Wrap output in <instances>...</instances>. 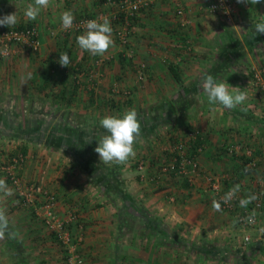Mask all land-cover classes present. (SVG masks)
<instances>
[{
  "label": "crops",
  "instance_id": "0c3cea01",
  "mask_svg": "<svg viewBox=\"0 0 264 264\" xmlns=\"http://www.w3.org/2000/svg\"><path fill=\"white\" fill-rule=\"evenodd\" d=\"M98 1L100 0H50L49 6L42 8L35 20H28L24 12L34 0H0V16L16 12L18 23L15 26L35 25L40 41L37 50L18 48L10 57L0 56V94L7 95L8 91H16L21 96V92L24 94L25 89L30 87L31 96L40 99L51 89V106L54 109H70V113L57 110L51 114L52 125L48 132L51 138L31 137L22 144L24 160L21 158V161L14 164L15 173L24 180L33 181L40 188L53 192L57 197L56 211L62 219L69 218L70 214L75 216L70 227L73 232L82 236L78 250L84 257V264H264V122L260 121H264L260 117L263 107L254 112L246 110L254 108L255 103L261 104L254 96L255 92L252 93V82L246 77L253 68L256 70L264 67V35H256L255 27L251 25L264 21V0L255 6L235 1L234 8L238 18L236 23L229 25L233 29L246 26L243 35H231L230 31L227 34L213 35L223 21L215 20L214 16L203 15L204 0H183L186 5L185 15L190 17L186 20L189 25L182 24L179 17H170L174 0H154L146 13L135 19L134 23V30L143 35V45L133 44H136L138 50L142 48V51H146L142 54L149 65L146 86L150 91L153 89L163 94H160L163 97L157 106L164 110V114L157 111L154 116L158 115L161 120L169 119L171 106L179 108V104L183 102L181 98L199 105L203 99L200 95L203 91L201 84L208 74L213 75L217 82L227 83L229 88L238 84L242 87L240 90L247 92L245 106L236 107L233 110L235 113L229 112L232 116L224 121L229 127L226 131L220 127V119L217 117L216 109L219 104H210L213 108L207 113V119L197 118L196 113L190 112V107L187 110L182 107L186 118L180 116L179 111V121L205 128L204 119L213 127L206 133L210 145L198 156L200 168L202 167V172L214 171L226 176V188L238 186L236 195L239 196V201L255 197L258 204L253 207L256 223L249 228H242L238 224L233 211L232 216L214 213V209L210 207L214 196L200 185L193 188L180 187L182 185L179 184L177 175L153 182L148 176L140 175L137 178L133 175L130 163L109 165L100 162L94 149L97 141L106 133L101 126L96 128L94 136H90L85 128L67 133L70 130L68 127L61 128L57 125L99 123L102 119L99 114L75 111L71 114V108L86 107L89 102H93L85 97L72 100L74 95H69L77 90L73 88L72 79L77 76H81L77 82L90 79L87 75L91 76L92 72L87 73L85 64L87 54L82 59L85 63L80 66H61L59 57L68 49V42L62 43L63 47L60 49H54L56 46L51 47V44L54 45L55 42H52L49 35L50 28H56L64 11L73 10L74 7L81 9L82 6L90 9ZM181 25L184 27H180ZM169 29H174L171 36L166 33ZM149 43H155V47H147ZM174 44L177 53L174 61L178 64V67H174L180 81L173 77L169 66L167 70L161 64L162 56L171 57L172 54L167 51ZM235 68H241V71H236ZM97 72L99 70L96 68V77L99 74ZM8 77L13 81L16 79L17 84L9 83ZM244 84L247 88L243 87ZM81 86L84 88V85ZM86 87L90 89L89 84ZM173 90L181 92L175 97L168 93ZM167 96L169 98L164 100ZM155 101L157 102L153 100ZM253 113L258 118L252 116ZM7 121V117L0 112V123ZM237 127L240 129L239 133H235ZM216 128L220 131L217 132ZM214 131L216 134L212 136ZM90 139L91 142H88ZM2 142L0 139V162L11 161L9 154L13 153L12 149L16 146ZM225 143L241 148L246 145L252 150L253 158L257 160L253 172L243 171V158H240V154L221 151L220 146H225ZM152 170V167L149 168V171ZM222 171L226 173L221 174ZM0 178L6 179V184L12 190L10 196L0 194V208L5 210L9 221L8 230L0 237V264H66L65 251L55 236L14 192L5 175L2 174ZM172 189L180 197L174 204V210L169 207L173 203H170L165 194ZM188 195L191 197L188 198ZM192 198V209L196 206L192 211L181 212L176 208L181 207L180 205L187 207L186 202ZM180 202L182 204H178ZM238 205L241 207L240 203ZM248 205L249 203L246 207ZM219 223H222V227L217 226ZM245 233L250 236L247 242L242 237ZM178 235L189 237L183 242H190L191 248L199 252L196 257L184 259L175 252L182 247V240Z\"/></svg>",
  "mask_w": 264,
  "mask_h": 264
},
{
  "label": "rangeland",
  "instance_id": "374dc122",
  "mask_svg": "<svg viewBox=\"0 0 264 264\" xmlns=\"http://www.w3.org/2000/svg\"><path fill=\"white\" fill-rule=\"evenodd\" d=\"M208 1L209 0H204L203 15L204 16H207V15L214 16L216 17L215 20L223 21L222 24L220 23V25L222 26L221 27L219 26L218 28H216L213 35L227 34L228 31L231 32L230 33L231 35H234V34L243 35L244 34V30L247 28L246 26H243V27L237 26L235 27V29H233L232 25H229V23L225 20L224 16L221 13L214 12L208 9ZM72 2H74V0H72ZM176 3H181L183 6V9L186 8V5L183 0H174L172 3L174 7L171 6L172 12L170 14L171 15L170 17L171 18L179 17L183 21L188 20L190 17L188 16V14L185 15V12L183 16H178L175 10ZM74 8L73 10H69V11L73 13L75 21L85 20V19L102 20L105 17L108 18L110 20L111 27L113 29L112 37L114 40V46L111 47L112 49L108 50L102 56L92 55L88 51L85 52V50L81 49L79 45L77 44V40H76L77 36L84 34L86 32V29H80L77 31L72 29L70 31H66L62 27L61 21H59V23H56V26H55L56 28L54 27L50 28L51 31L49 32V35L51 39H53L52 42H55L54 45L51 44V47L56 46L54 49L56 48L60 49V47H63L62 43L65 44L66 42H68V44H66L68 47L66 52L69 54V57L71 60L70 67L80 66V64L82 65V63H85L84 61H82V59L84 58L85 54H87L86 56L88 59H87V63H85L87 64L86 66V69L88 70L87 73L92 72L91 76L87 75L88 77H90V79L85 80L83 82L81 81L77 82V80H79L81 76L80 77L77 76L75 77L76 79H72L71 83L72 85H74L73 88H77V90H73L72 93H69V95L70 94H72V96L74 95V98H72V100L73 99L77 100V98L81 99L85 97V98H89L90 100L92 99L93 102H89L88 106L86 107H82V108L78 107L75 109L71 108L72 110L71 114H73L75 111V113L79 112V113H87L91 115L99 114L101 115V118H103L105 115L122 116L126 110L135 109L138 115V119L140 120L141 133L136 138V142L134 144L135 155L133 157H130L126 161V163H130L131 168L135 172V173L133 172V175L135 174L137 178L140 175L143 177L148 176V178H151L153 182L154 181L160 182L162 181V179L166 177L174 178L175 175L177 174H173L169 172H165V173L161 172L159 169L160 164L166 163L168 161V159L171 156L170 150L173 149L175 143L185 139L188 131L196 130L198 131V134L201 136V139L202 140L204 139L202 141L203 152L210 145V143L208 142V139H207L208 137L206 133L207 131H209L208 129H213V127H211V125L208 124L207 121H205L204 119L205 118L207 119L206 115L213 108V106H211L210 104H207L208 100H207L206 93L204 91L201 92L202 94L200 95H202L203 99L200 101L199 105L193 104L190 100H187V99L185 100V98L184 99L181 98V100H183V102L181 101V104H179L181 106L179 108H175V106L173 107L171 106L170 113H169V119H164L165 121L161 120L158 115L154 116V114H157L156 113L157 111L160 114H164V110L161 109V107L157 106V103L159 102V100L162 99L161 97L163 96L160 95L162 94L161 92L157 90H153V89L150 91L149 87L146 86L148 84L147 74L149 73V70H148L149 65L147 64L142 54V52H146V51H142V48L138 50V47L136 46V44H133V43H137V44L143 45V41H142L143 35L137 33L134 30V27H135L134 23L136 22L135 19L137 18L139 19L140 16L146 13V11L149 8L138 11L133 16V18L128 22V24H125L118 17L114 18V15L116 13V6L112 3L98 1V4L96 6L93 4L90 9L84 6H82L81 9H77V8L74 9ZM237 18L238 16L236 15V10H234L233 17H232L230 24L236 23ZM187 25H189V22H187ZM180 27H184V25H181ZM122 29H125L128 34V41L126 44L120 43V41H118L116 37L117 31H120ZM220 29L226 32L223 31L224 32L223 33L220 31ZM173 30L174 29H169V32L167 30L166 33L169 36H171L172 34H174V32H172ZM150 45H153V43L147 44V47H149ZM152 47L153 48L155 47V43ZM18 48L25 49L26 51L31 50L25 47L14 46L13 52L5 56H2V55L0 56L10 57ZM158 48L163 49L162 47H158ZM167 49L169 48L167 47ZM174 49H176L175 44L174 46L171 45L170 49L167 51V53L170 52L172 54L171 57L165 55V56H162L161 58V64L167 70H168L169 65L178 67V64L174 61V59L176 58V54H177ZM62 50L65 51L64 48ZM122 57L124 58V60H121ZM96 68L99 70V72H97V74L99 73L97 77L96 75L94 76L95 74L94 71ZM239 69L241 68L236 69V71L237 70L241 71ZM253 69L252 70L250 69L251 71L248 72L247 74L248 77L246 78L248 79L249 82H252L251 86L254 87V91H252V93L255 92L254 96L257 97V93H256L257 88L253 83V72L255 71V68ZM259 69L260 67L256 68V70H259ZM186 72L191 73V71L189 70H186ZM237 74H241V73L239 72ZM189 76L190 78L192 77L190 74ZM8 79H9L8 80L9 83H12L14 85L17 84L16 79L15 81H13L11 77H8ZM171 80L174 81L173 78H171ZM87 84H89L90 89H87L86 87ZM81 85H84V88ZM127 85H130V87L127 88L126 87ZM233 87H238L239 89L242 88L241 85H238V84H236ZM243 87H246V85L244 84ZM29 89L31 88L28 87V89H25L24 94L21 92V96L25 97V98L23 97V99L20 98L21 97L19 96L20 93H17L16 91H13V92L8 91L7 95L3 93L0 94V112L4 116H6L8 119L6 123H0L1 125L0 126V139H2V141L5 144L8 143L11 146H16V147H13L12 149L13 153L9 154V157L12 159L14 156H18L20 154L22 161L24 160V157L22 154L21 146L22 144L24 145L25 142L29 140V138L36 137L38 139H43L45 136H48V138H51V135L48 134L49 130H51V125H52L51 119H50L51 114L55 113L57 110H60V111L64 110L66 113H70L69 112L70 109H66L65 107L54 109L51 106V89L44 93L46 95L41 94L42 96L39 97L40 99H37L38 97H32L31 91ZM229 90L232 91L233 89L229 88ZM251 90L249 89V91ZM180 92L173 90L168 93L173 94L176 97L178 96ZM8 94H11V95H8ZM26 96H28L29 98L27 99ZM168 98L169 97L167 96L166 99L164 98V100H167ZM153 100H157V102L155 101L156 102L155 103L153 102ZM2 104H5V105H2ZM255 105L256 106L254 108H251V109L248 108L246 110H251L252 112H254L263 107L262 103L261 104L255 103ZM243 106H245V103H242L238 105L237 107H243ZM182 107L185 110H187L188 107H190V112L193 111L194 113H196L197 118L204 117L203 123L206 124L205 128L202 126H198V125L195 126L193 123H189V122H182V121L180 122L179 121L180 120L179 118H181L180 116H183V118H186L184 113H182L184 111ZM233 110H235V108L226 110V108L221 104H219V108L216 109V112H218L217 117L220 119L219 121V124H221L220 127L225 128V131L228 130L229 127H227L228 123H226L227 124L226 125L224 121L229 120L228 117L232 116V113H229V112L235 113V111ZM179 111H181L180 116H179ZM190 112L188 114H191ZM252 116H257L258 118V115H254V113L252 114ZM45 117L46 119H49V120L42 121V119L46 120ZM260 121L264 122L262 121V119ZM57 125H59L61 128L63 126L66 128L68 127L70 130H67V133L69 131H73V130L79 131V129L81 130L85 128L84 130L90 133V136L92 135L94 136V131L96 130L98 126H100V123H96V122L65 123V124L61 123ZM239 130H240L239 127H237V129L235 130V133H239L240 132ZM216 131L218 132L220 130L216 128ZM216 131L212 133V136L216 134ZM1 132H3V134H1ZM16 136H19L22 138L18 139V137ZM228 147H230V145L226 144L225 146L224 145L220 146V149L221 151L224 150L228 152L227 150ZM243 148H247L246 145L243 146ZM219 154H222V152ZM140 161H142L145 165L144 169L142 170L138 168V163ZM9 164H12L11 161L0 162V166H7ZM19 164H21V162ZM151 167L154 170L149 171V168ZM200 169H202V167ZM12 170L14 171L13 168ZM204 173H206V171L202 172L201 170L199 177L196 180H194L193 184L186 182L182 176L177 175L179 184L182 185L180 187L193 188V187H197L198 185H200L203 187L205 191H208L209 193H211L206 187V185L204 184V181L202 179V175ZM209 173L218 175L214 171L209 172ZM225 173L226 172L224 171L221 172V174H225ZM2 174L5 175V172H0V177L2 176ZM121 174H122V171H121ZM5 178H6V175H5ZM120 178L123 179V177L121 176ZM223 186H224V183H223ZM12 189L14 188L12 187ZM177 193H178L177 191H175L174 193L173 189L167 190L165 192V194H167L166 197L168 198L170 203H173V204H169V207L172 210H174V204L176 203L177 199L180 198L176 195ZM170 197L172 199H170ZM190 197L191 196L188 195V198ZM213 200H216L220 203V201L216 198V196L211 198V202H213ZM191 202H194L193 198L191 200H188V202H186L188 205L187 207H182V205H180L181 207H176V208L179 209V211L181 212L183 211L190 212L196 208V206H193V209H192ZM238 203H240L239 196H237V199L235 202V206H236L235 209L241 208L239 207ZM178 204H182V202ZM27 207L31 211L33 210V207L31 205H28ZM210 207L213 208V205H211ZM218 212L220 214L227 213L228 215L232 216L231 211H226L222 207L220 211H215L214 213H218ZM38 220L41 221L40 219ZM217 226L222 227V223L217 224ZM245 235H248V234L245 233L242 237L244 238ZM178 236L181 237L180 240H182V244H181L182 247L178 251H175V252L177 254H180L181 257L184 259H191L193 257H196L197 253L199 252L191 248L192 245L190 242L189 243L183 242V240L185 241V239L187 241L189 237H184L183 235H178ZM186 245H188L189 247H187ZM262 258H264V255L262 256Z\"/></svg>",
  "mask_w": 264,
  "mask_h": 264
},
{
  "label": "built area",
  "instance_id": "2783aa9c",
  "mask_svg": "<svg viewBox=\"0 0 264 264\" xmlns=\"http://www.w3.org/2000/svg\"><path fill=\"white\" fill-rule=\"evenodd\" d=\"M154 0H119L118 2L106 1L116 6L115 17L120 18L125 24H128L130 17L135 15L142 8L149 7ZM236 0H209L208 9L214 12L221 13L225 20L230 23L235 10L234 3ZM176 13L178 16H183L184 9L180 3H176ZM93 19H85L73 21L72 27L67 29L80 30L86 29V21ZM187 21L182 20V24H186ZM38 29L35 25H24L23 27H0V55L5 56L13 52L14 46L25 47L31 50H37L40 46L38 38ZM116 37L122 44H126L128 41V34L125 29L117 31ZM253 83L257 88V99L263 104V108L260 111V117L264 118V67L253 72ZM198 136V131L190 130L187 132L185 139L174 144L173 149L170 150V158L166 163L160 164V171L165 173H173L182 176L190 184L194 183L200 173L201 169L198 162V156L203 152V145L196 148V154L192 157L188 155L189 143L195 140ZM228 152H244L246 156H252V150L241 146H230ZM21 161V155L14 156L11 159V163L7 166H0V172H5L6 178L9 179L15 193L22 198V200L33 207V212L38 219H40L47 229L55 236L62 249L65 251L66 264H84V257L79 252L78 247L82 240L81 234L73 232L70 223L75 220V216L70 214L69 218L62 219L57 211V197L48 190L40 188L33 181L23 180L14 169V164ZM257 160L254 158L247 163L249 167L256 165ZM145 165L142 161L138 163L140 170L144 169ZM204 184L208 190L216 196L220 201L221 207L226 211H233L238 224L242 228L253 227L256 223L255 215L253 213V207L258 205L256 199L251 200L248 207H242L241 209H235V202L237 195L228 202H224V197L229 193L230 188L223 186L226 180L224 175H214L211 173H204L202 175ZM253 216V221L249 222L248 217ZM244 240H249V235L244 236Z\"/></svg>",
  "mask_w": 264,
  "mask_h": 264
},
{
  "label": "clouds",
  "instance_id": "9594fccd",
  "mask_svg": "<svg viewBox=\"0 0 264 264\" xmlns=\"http://www.w3.org/2000/svg\"><path fill=\"white\" fill-rule=\"evenodd\" d=\"M237 3L255 6L260 4L261 0H237ZM49 4L50 0H34V3L27 5L24 15L28 20H35L40 10L47 8ZM60 20L62 27L67 30L72 27L74 15L71 11H64L60 16ZM17 23L18 16L16 12L0 16V26L11 28ZM85 27L86 32L76 38L77 44L81 49L88 51L92 55L102 56L110 47L114 46L113 29L108 18L86 21ZM255 34L264 35V21L256 23ZM58 62L61 66H69L71 63L69 54L67 52L60 54ZM201 87L207 95L209 104L219 103L227 109L236 108L247 99L246 91L233 86V90L230 91L227 83L217 82L211 74L204 77ZM99 123L106 130V133L97 141V146L94 149L99 155L100 162L109 165L112 163L123 164L135 155L134 144L141 133L140 120L135 109L126 110L122 116L105 115L100 119ZM91 140L88 142H91ZM238 190V186L230 190L223 198L224 202L228 203ZM0 194L4 196L12 195V190L2 178H0ZM253 199H255L254 196H250L247 199L242 198L240 206L246 207ZM213 209L215 211L221 210V205L216 200H213ZM248 221L252 222L253 216L250 215ZM8 228L9 221L6 212L3 208H0V237L5 235Z\"/></svg>",
  "mask_w": 264,
  "mask_h": 264
},
{
  "label": "trees",
  "instance_id": "16d2710c",
  "mask_svg": "<svg viewBox=\"0 0 264 264\" xmlns=\"http://www.w3.org/2000/svg\"><path fill=\"white\" fill-rule=\"evenodd\" d=\"M100 1H102V2H106V1H111V2H118L119 0H100ZM149 7H147V8H142L141 10H143V9H148ZM134 16V15H133ZM133 16H131L130 17V20L133 18ZM120 20L122 19V16L119 18ZM27 25H32V24H27ZM253 26L252 27H255V24H252ZM24 25H19V27H23ZM121 60H124V58L122 57L121 58ZM169 69H170V71H171V73H172V75H173V77L177 80V81H180L181 80V78H180V76H179V74H178V72H177V70H176V68L173 66V65H169ZM202 139H201V136L198 134V136H197V138L195 139V140H193L192 142H190L189 143V148H188V155L189 156H193V155H195L197 152H196V148L198 147V146H201L202 145ZM247 148H249V147H247ZM228 149V148H227ZM243 150L245 149V148H242ZM226 150V149H225ZM230 153H233V154H235V152H230ZM238 154H240V158L242 159L243 158V161H242V165H243V171L245 172V173H251V172H253V170L256 168V165H254V166H252V167H249L248 165H247V163L249 162V161H251L252 159H253V155L251 156V157H249V156H246V154H245V150H244V152L242 153V152H238ZM257 163V162H256ZM7 180H8V182H10L9 181V179L7 178ZM185 180V179H184ZM186 181V180H185ZM187 182V181H186Z\"/></svg>",
  "mask_w": 264,
  "mask_h": 264
}]
</instances>
